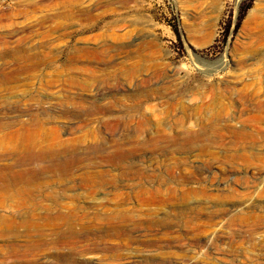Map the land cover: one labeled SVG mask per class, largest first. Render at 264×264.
<instances>
[{"label": "rangeland", "instance_id": "374dc122", "mask_svg": "<svg viewBox=\"0 0 264 264\" xmlns=\"http://www.w3.org/2000/svg\"><path fill=\"white\" fill-rule=\"evenodd\" d=\"M26 146L69 167L0 195V264H264V0H0Z\"/></svg>", "mask_w": 264, "mask_h": 264}, {"label": "bare ground", "instance_id": "6f19581e", "mask_svg": "<svg viewBox=\"0 0 264 264\" xmlns=\"http://www.w3.org/2000/svg\"><path fill=\"white\" fill-rule=\"evenodd\" d=\"M27 126H29L31 128L35 127V126H38V122L30 123ZM28 134H30V133H28ZM24 145H26V144H24ZM24 149H23V152H21V153L19 152V155H15L14 153L13 154H9V155H12L11 158L14 160L13 163L7 164L5 166L4 165L0 166V195L11 193L13 196L23 197L26 194L27 189L32 184V182L34 180H36L37 178H39V177L41 178L42 175L44 174V172H46L47 170H52L53 167L56 168V169H59V170L60 169L62 170L64 167H66V168L69 167V164L56 162V160H57L56 159L55 161H51V164L47 163V164H45L44 167H39L38 169L33 168V167L23 168L24 166H28L27 161H29V162L30 161L31 162L34 161L33 164H35L36 161H37V163L40 160L43 161L45 159V157L50 155L49 154L50 152H48L45 148H39L36 151L33 150L32 147H27V148H24ZM52 153H55V152H51V154ZM0 155L2 157L1 159H8L7 158V154H0ZM50 159L52 160L53 158H50ZM41 162H40V164H41ZM17 168H18V170H14V169H17ZM11 187L13 188V193L10 192V191H12ZM1 223H2L1 230H3L5 228V225H4L3 222H1ZM72 233H74V232L71 231V234Z\"/></svg>", "mask_w": 264, "mask_h": 264}]
</instances>
